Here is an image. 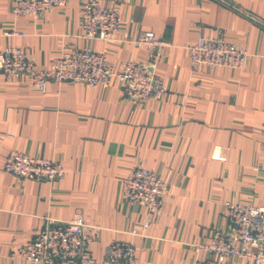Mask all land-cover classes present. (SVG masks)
Masks as SVG:
<instances>
[{
	"label": "crops",
	"instance_id": "1",
	"mask_svg": "<svg viewBox=\"0 0 264 264\" xmlns=\"http://www.w3.org/2000/svg\"><path fill=\"white\" fill-rule=\"evenodd\" d=\"M86 1L66 0L35 18L14 16L13 0H0V52L18 47L41 69L61 51L89 47L117 71L129 58L145 60L147 48L133 40L152 31L167 43L155 67L167 94L139 106L116 78L96 86L48 82L40 90L26 76L0 72V264H33L17 247L48 218L76 214L95 236L99 264H108L107 246L116 241L133 243L137 264H194L206 256L197 245L229 229L226 202L264 203V0H99L120 10L109 40L84 37ZM200 36L244 47V67L192 69L188 46ZM10 153L57 160L65 174L21 179L2 168ZM136 164L167 184L145 228L143 205L123 199V180Z\"/></svg>",
	"mask_w": 264,
	"mask_h": 264
},
{
	"label": "built area",
	"instance_id": "2",
	"mask_svg": "<svg viewBox=\"0 0 264 264\" xmlns=\"http://www.w3.org/2000/svg\"><path fill=\"white\" fill-rule=\"evenodd\" d=\"M66 0H13L14 16L39 17L48 9L64 6ZM121 24L117 7H109L99 0H87L81 10L80 26L86 38L109 40ZM10 34H20L16 31ZM133 43L147 48L144 61L125 60L113 71L106 56L89 47L61 51L46 68L37 69L30 55L12 46L0 52V72L6 78L26 76L33 86L44 90L48 82H82L92 86L108 84L116 78L126 98L139 106L158 100L167 94L163 81L155 73L161 59V49L167 43L152 31L140 33ZM190 66L243 68L248 57L246 49L220 37L200 36L188 46ZM219 155V154H218ZM3 170L21 179L52 182L61 179L65 170L53 159L10 153ZM167 184L156 171L136 164L123 180V199L129 204H141L146 210L144 228L161 209ZM230 227L215 230L211 241L197 247L206 256L194 264H212L208 255L238 256L249 264H264V203L255 206L226 202ZM95 236L88 231L85 219L76 214L69 220L47 219L32 240L17 247V252L33 264H99L92 253ZM108 264H137L134 245L116 241L107 246Z\"/></svg>",
	"mask_w": 264,
	"mask_h": 264
},
{
	"label": "trees",
	"instance_id": "3",
	"mask_svg": "<svg viewBox=\"0 0 264 264\" xmlns=\"http://www.w3.org/2000/svg\"><path fill=\"white\" fill-rule=\"evenodd\" d=\"M144 166V165H143Z\"/></svg>",
	"mask_w": 264,
	"mask_h": 264
}]
</instances>
